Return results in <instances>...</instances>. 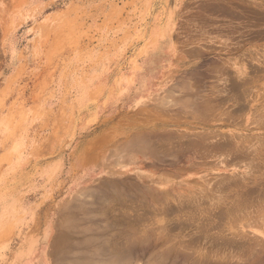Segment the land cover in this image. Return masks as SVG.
I'll return each mask as SVG.
<instances>
[{
  "label": "rangeland",
  "instance_id": "rangeland-1",
  "mask_svg": "<svg viewBox=\"0 0 264 264\" xmlns=\"http://www.w3.org/2000/svg\"><path fill=\"white\" fill-rule=\"evenodd\" d=\"M0 264H264V0H0Z\"/></svg>",
  "mask_w": 264,
  "mask_h": 264
},
{
  "label": "bare ground",
  "instance_id": "bare-ground-1",
  "mask_svg": "<svg viewBox=\"0 0 264 264\" xmlns=\"http://www.w3.org/2000/svg\"><path fill=\"white\" fill-rule=\"evenodd\" d=\"M257 71H258V70H257ZM257 73H258V72H257ZM237 84H238V83H237ZM247 85H249V83H248ZM231 86H232V85H231ZM238 86H239V85H238ZM233 90H234V88H233ZM245 94H246V92H245ZM242 100H243V99H242ZM218 101H220V100H218ZM235 101H236V100H235ZM237 101H238V100H237ZM221 102H222V101H221ZM164 103H165V102H164ZM211 103H212V102H211ZM223 103H225V102H223ZM201 105H202V104H201ZM203 106H205V105L203 104ZM207 106H208V105H207ZM207 106H205L206 108H202V109H200V110H202V112H203V109H205V111H206V109L208 108ZM209 106H210V105H209ZM219 106H220V105H219ZM199 108H200V107H199ZM199 108H198V109H199ZM209 109H210V108H209ZM209 109H208V110H209ZM240 109H241V108H240ZM205 111H204V112H205ZM204 112H203V113H204ZM208 112H209V111H208ZM203 113H202V114H203ZM205 113H207V112H205ZM200 114H201V112H200ZM202 114H201V116H202ZM230 114H231V113H230ZM230 114H229V116H230ZM234 115H235V114H234ZM227 120H228V119H227ZM201 136H203V134H202ZM176 138H177V137H176ZM204 138H205V140L208 139V138H206V137H204ZM204 138H203V139H204ZM203 139H202V141H204ZM226 140H227V139H226ZM226 140H225V141H226ZM206 141L208 142V140H206ZM225 141H224V143H225ZM218 142H219V141H218ZM226 142H227V141H226ZM181 143H182V142H181ZM183 144H184V143H183ZM220 144H223V142H221ZM214 145H215V143H214ZM214 145H213V146H214ZM207 146H208V145H207ZM215 146H216V145H215ZM229 146H230L229 143H225L224 145H218V146H216V147H217L219 150H224V149L228 150ZM205 147H206V146H205ZM224 147H225V148H224ZM209 148H210V147H209ZM223 148H224V149H223ZM202 149H203V148H202ZM204 149H205V148H204ZM211 150H212V149H211ZM209 152H210V151H209ZM222 152H223V151H222ZM202 154H203V153H202ZM204 154H205V153H204ZM239 158H240V156H239ZM240 205H241V204H240ZM240 205H238V206H240ZM250 208H251V207H250Z\"/></svg>",
  "mask_w": 264,
  "mask_h": 264
}]
</instances>
